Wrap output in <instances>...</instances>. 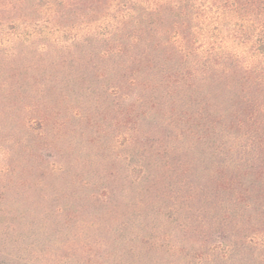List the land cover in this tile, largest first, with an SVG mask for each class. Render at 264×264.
<instances>
[{
  "label": "trees",
  "instance_id": "1",
  "mask_svg": "<svg viewBox=\"0 0 264 264\" xmlns=\"http://www.w3.org/2000/svg\"><path fill=\"white\" fill-rule=\"evenodd\" d=\"M7 35L14 50H77L61 137L110 111L126 152L77 209L0 205V264H264V0H0ZM25 112L42 153L51 117ZM13 175L0 163V204Z\"/></svg>",
  "mask_w": 264,
  "mask_h": 264
},
{
  "label": "rangeland",
  "instance_id": "2",
  "mask_svg": "<svg viewBox=\"0 0 264 264\" xmlns=\"http://www.w3.org/2000/svg\"><path fill=\"white\" fill-rule=\"evenodd\" d=\"M11 40L10 35L5 36L6 45L0 46V163L12 164L14 175L2 182L10 188L8 201L0 205L36 213L77 209L84 204L85 192L101 191L110 185L108 172L126 152L124 129L115 125L114 113L91 111L87 122L78 121L79 115L71 120L68 133L73 144L64 142L63 120L75 116L80 101L81 65L74 61L79 52L57 51L46 41L43 47L14 50L8 45ZM64 57L69 59L63 61ZM36 107L51 117V125L45 128L40 141L42 153L39 142L27 139L20 125L25 111ZM33 127L38 133L43 126L35 123ZM85 182L89 184L86 187ZM52 221L50 216L49 225ZM259 243L254 241L247 259L255 260L254 246ZM110 260L117 264L114 256Z\"/></svg>",
  "mask_w": 264,
  "mask_h": 264
}]
</instances>
